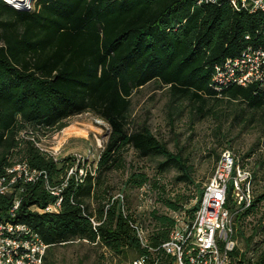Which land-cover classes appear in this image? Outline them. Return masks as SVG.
Wrapping results in <instances>:
<instances>
[{"label": "trees", "instance_id": "trees-1", "mask_svg": "<svg viewBox=\"0 0 264 264\" xmlns=\"http://www.w3.org/2000/svg\"><path fill=\"white\" fill-rule=\"evenodd\" d=\"M198 1L39 0L32 11L20 12L0 0V179L15 164L47 175L35 183L16 180L13 188L23 190L13 218L9 210L14 197L0 195V221L26 224L38 233L50 246L44 264H53L49 257L54 247L74 242L100 245L122 258L130 250L137 257L150 254L130 226L135 220L127 202L124 215L104 180L106 173L122 169L118 157L124 148L141 159L162 158L159 172L174 169L180 181L193 184L186 158L170 152L147 127L129 129L135 92L155 83L167 90L170 108L188 102L202 117L212 113L205 109L207 102L220 98L264 111V92L256 85L231 86L220 94L211 88L214 67L260 39L264 15L236 12L227 0L217 5ZM86 112L110 127L105 149L92 168L69 156L55 160L37 146L66 128V120ZM76 164L86 170L82 183H77L76 173L68 177ZM45 181L62 188L58 214L32 210L55 200ZM146 181L144 175L131 177L136 187ZM231 191L225 208L233 215L235 236L249 249L258 232L246 236L244 222L264 195L240 210ZM202 195L198 187L189 215L198 209ZM178 203L166 206L181 211L184 206ZM91 219L99 225L93 226ZM151 219L155 226L147 241L155 250L168 241L174 220L155 212ZM230 264H264V251L254 259L236 248Z\"/></svg>", "mask_w": 264, "mask_h": 264}, {"label": "rangeland", "instance_id": "rangeland-1", "mask_svg": "<svg viewBox=\"0 0 264 264\" xmlns=\"http://www.w3.org/2000/svg\"><path fill=\"white\" fill-rule=\"evenodd\" d=\"M38 2L33 0L29 11ZM131 100L129 129L147 127L170 152L181 154L186 158L193 180V184L180 181V174L174 169L159 172L157 166L162 158L141 159L131 148L122 150L118 157L122 169L106 173L104 180L111 190L110 195L121 193L127 198L128 212L143 227L146 237L155 226L151 219L154 212L171 219L179 212L169 210L167 202L179 201L178 204L187 209L195 205L197 188H204L224 150H230L240 162L249 164L253 171L254 199L264 195V111L251 110L241 102L220 98L207 102L205 109L212 113L202 117L188 102L170 108L167 90L155 83L135 92ZM94 126L99 130H94ZM109 134L110 127L104 120L86 112L66 120V128L43 138L40 147L49 154L60 148L54 153L57 159L83 157L87 167L92 168L104 151ZM135 174L144 175L146 183L136 187L131 182ZM261 227H264V200L244 222L246 236L258 232L249 249L244 240L235 236L238 251L246 252L248 258L256 259L264 251ZM50 253L49 260L53 264H129L137 257L134 250L122 258L105 247L86 242L56 246Z\"/></svg>", "mask_w": 264, "mask_h": 264}, {"label": "built area", "instance_id": "built-area-1", "mask_svg": "<svg viewBox=\"0 0 264 264\" xmlns=\"http://www.w3.org/2000/svg\"><path fill=\"white\" fill-rule=\"evenodd\" d=\"M220 1L199 0L197 4L217 5ZM227 2L236 12L264 15V0ZM251 85L258 86L264 92V32L256 43L246 46L238 56L227 58L222 64L214 67L211 88L219 94L227 87ZM40 144L37 146L45 152ZM59 150L60 148L56 149L54 153ZM45 153L59 160L54 153ZM74 160L83 164L82 166L87 161L80 156ZM78 165L69 170L68 177L76 173L77 183H82L86 170L78 168ZM7 174L8 177L0 179V195L14 197L12 208L9 210V215L13 218L20 206L19 194L23 190L16 191L13 188L16 180L23 184L35 183L41 177L46 180L47 175L46 172L32 170L27 164H15L7 170ZM65 186L67 182L63 184V187ZM45 187L55 200L43 209L34 207L32 210L39 214H58L62 205V188H51L47 181ZM230 187L236 207L240 210L249 208L254 200L253 171L249 164L240 162L230 150H224L203 188L198 209L192 216L187 213L189 209L186 207L176 213L172 218L174 226L169 239L159 248H149L143 227L136 221L130 222L140 244L148 248L150 254L136 257L129 264H230V254L237 248L233 215L225 208ZM125 200L121 193L112 199L118 202L124 215ZM91 222L93 226L99 225L93 219ZM49 247L28 225L9 220L0 221V264H44Z\"/></svg>", "mask_w": 264, "mask_h": 264}, {"label": "bare ground", "instance_id": "bare-ground-1", "mask_svg": "<svg viewBox=\"0 0 264 264\" xmlns=\"http://www.w3.org/2000/svg\"><path fill=\"white\" fill-rule=\"evenodd\" d=\"M5 1L8 4H10L12 7H15V8L19 9V10H22L26 6H29L33 0H5ZM93 129L94 130H99V128H97L96 126H94Z\"/></svg>", "mask_w": 264, "mask_h": 264}, {"label": "water", "instance_id": "water-1", "mask_svg": "<svg viewBox=\"0 0 264 264\" xmlns=\"http://www.w3.org/2000/svg\"><path fill=\"white\" fill-rule=\"evenodd\" d=\"M4 2L6 3V1L4 0ZM9 7H11V8H13V9H15L16 11H20V12H29V9H28V6H26L24 9H22V10H19V9H17V8H14V7H12L10 4H8V3H6Z\"/></svg>", "mask_w": 264, "mask_h": 264}]
</instances>
